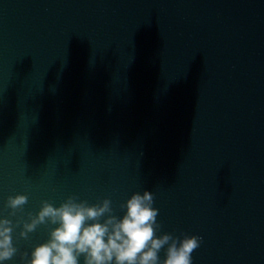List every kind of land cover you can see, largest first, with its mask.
<instances>
[{"label":"water","instance_id":"water-1","mask_svg":"<svg viewBox=\"0 0 264 264\" xmlns=\"http://www.w3.org/2000/svg\"><path fill=\"white\" fill-rule=\"evenodd\" d=\"M144 191L192 264H264V0H0V218Z\"/></svg>","mask_w":264,"mask_h":264},{"label":"clouds","instance_id":"clouds-1","mask_svg":"<svg viewBox=\"0 0 264 264\" xmlns=\"http://www.w3.org/2000/svg\"><path fill=\"white\" fill-rule=\"evenodd\" d=\"M149 191L133 193L121 208V217L113 214L110 199L88 205L76 196H69L58 207L41 202L40 210L28 219L15 223L0 218V262L11 260L18 249L13 244L12 233L21 226L19 237L27 239L40 225H56L49 231L46 242L35 246L25 264H192V253L200 247L199 236L173 237L162 234L157 223L158 209ZM28 197L23 194L9 196L7 207L10 216L23 211ZM166 246V247H165ZM165 250L164 259L158 253ZM29 254H21L22 258Z\"/></svg>","mask_w":264,"mask_h":264}]
</instances>
